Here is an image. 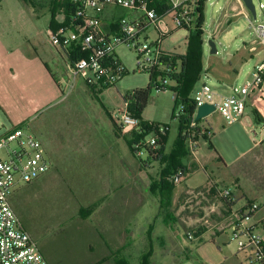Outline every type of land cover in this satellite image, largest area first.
<instances>
[{
    "label": "rangeland",
    "instance_id": "374dc122",
    "mask_svg": "<svg viewBox=\"0 0 264 264\" xmlns=\"http://www.w3.org/2000/svg\"><path fill=\"white\" fill-rule=\"evenodd\" d=\"M34 3L30 0H0V61L3 64L0 67V90L15 91L13 99L27 109L24 115L28 117L27 123L32 133L39 134L41 128L50 125L48 130L53 137L77 135L80 131L101 136L107 135L105 131H112L114 121L115 135L120 136L122 145H127V137L134 130L124 132L120 129L115 121L116 115L124 108L123 98L126 95L146 88L150 82V74L138 70L137 53L125 44L117 46L116 55L125 73L115 86L102 91L95 88V94L82 79L73 77L64 49L52 44L49 0H35ZM253 3L257 18L242 0L207 1L203 42L205 73H208L203 74L196 84L192 98L203 83L228 95L229 85L242 86L252 79L253 68L261 58L262 47L250 21L254 25L264 23V9L259 7L264 0H253ZM119 12L118 15L124 13L121 10ZM123 16L131 18V14L124 13ZM150 33L151 40L157 37L155 28H151ZM183 35V32L176 34L173 37L175 43L169 42L166 48L178 53L185 52L187 45L186 40L182 39ZM209 39L215 40L217 54H211L207 43ZM36 57H41L51 72H48L49 85L47 87L45 84L42 99L37 98L38 95L31 90L32 73L29 68ZM173 96L171 90L153 89L149 104L141 116L145 122L159 129L166 128L165 157L170 155L179 136V119L174 117L179 109H176ZM246 114L252 126L246 120L229 125L218 112L200 120L199 126L211 131V142L200 137L195 155L189 153V157L180 159L181 164L187 167L189 176L175 184L172 190L173 205H164V215L159 219L166 220L168 227L178 232L180 241L174 237H164L166 239L162 246L168 253L179 251V260L185 256L193 259L196 255V249L191 247L193 243L187 241L189 232L195 238L200 230L202 234L209 232L208 236L227 230L217 239L218 246L220 241L228 239L229 242V246L220 244L229 257L225 264H256L251 250H242L232 239L231 231L228 230L229 215H222V211L227 212L226 207L211 192L212 183L222 190H231L235 196L233 209L236 211L244 205L245 200L264 198V97L262 99L260 93L248 98ZM3 118L6 116L2 108L0 134L11 127H3ZM98 119L104 131L99 126L96 132L89 127L90 120ZM188 147L186 143L187 150ZM130 151L132 177L139 181L135 169L140 167L141 162L139 156ZM140 159L145 160V155L141 154ZM166 166L165 162L157 161L147 169L152 182L161 183ZM63 172L67 175L49 172L32 184H19L11 196L12 206L25 229L47 253L51 263L92 264L96 260L88 249L92 241L89 220L82 222L77 218L80 216L82 190L87 185L84 176L77 175L73 169L66 167ZM151 185H148L147 193L153 198L150 195L153 193ZM85 200H90V191L86 193ZM161 229L158 231L161 232ZM256 233L264 239V227L257 229ZM182 241L189 242V250L181 249ZM186 264L194 263L191 261Z\"/></svg>",
    "mask_w": 264,
    "mask_h": 264
},
{
    "label": "built area",
    "instance_id": "2783aa9c",
    "mask_svg": "<svg viewBox=\"0 0 264 264\" xmlns=\"http://www.w3.org/2000/svg\"><path fill=\"white\" fill-rule=\"evenodd\" d=\"M208 0L203 1L204 21L205 6ZM75 6V14L70 24L64 28L61 36L50 30L52 44L62 49L78 47L85 56L75 60L71 65L74 78L82 79L86 85L104 89L114 86L125 73V68L116 55V47L122 44L135 50L137 53L138 70L149 72L152 69H176L172 64L173 53L176 50L166 48L169 42L175 43L173 37L183 32V40L200 21L202 14V0H70ZM118 7L128 11L131 18L123 17L118 21L117 29L108 32L104 29L102 19L91 12H99L107 7ZM256 7V6H255ZM264 9V3H260ZM257 13V11H256ZM257 18V16H256ZM250 26L260 39L262 50L261 58L253 68L252 79L242 86L232 85L230 93L224 95L214 90L208 83H203L193 97L195 109L208 103L216 107L227 124L232 125L241 120L251 119L246 115L248 98L254 93H261L264 86V23ZM155 28L157 37L150 38V30ZM204 31V30H203ZM216 31V30H215ZM254 50V49H252ZM169 65H165V63ZM157 90L166 91L163 85L171 84L167 79H160ZM174 100L176 93H174ZM179 112L176 118L184 115V106L178 105ZM116 123L124 132L138 128L140 120L135 117L125 103L124 108L116 115ZM193 121L185 132L188 149L194 156L199 138H211V131L200 127ZM166 128H160L164 134ZM158 134L147 141H140L136 147L149 146L155 148ZM204 138V139H205ZM139 151L138 154H142ZM50 169V161L46 156L42 142L26 127H16L4 134H0V264H48L37 242L25 229L20 217L14 210L11 196L15 188L23 183L30 184L44 175ZM188 171L179 170L173 176L175 184L183 182ZM221 196L234 202L232 191L228 188L221 190ZM264 209L262 200L247 201L243 208L237 211H228V230L232 239L242 250H251L256 264H264V239L256 233L260 225L253 222L255 215ZM187 238L193 239L188 233ZM252 259V257L250 258ZM252 264H254L252 262Z\"/></svg>",
    "mask_w": 264,
    "mask_h": 264
},
{
    "label": "crops",
    "instance_id": "0c3cea01",
    "mask_svg": "<svg viewBox=\"0 0 264 264\" xmlns=\"http://www.w3.org/2000/svg\"><path fill=\"white\" fill-rule=\"evenodd\" d=\"M120 10L130 14L124 9L113 6L99 12H91V14L99 16L104 29L111 32L117 29L118 21L125 17L124 13L118 15ZM72 50L73 47L64 49L70 71L69 55ZM2 66L0 61V67ZM29 71L32 73L31 90L35 95H38L37 98L42 99L45 95V84L47 87L49 85L50 69L41 57H36L32 60ZM230 86L232 85H229L228 88ZM14 94L13 89L0 90V109H4L6 116L2 119L1 124L3 127L11 126L1 134L16 127L29 129L28 117L24 115L27 109L14 101ZM260 95L263 99L264 92H261ZM247 116L249 117V115ZM112 125V131H105L107 135L101 136L80 131L77 135L64 134L63 137H53L48 130L50 125L41 128L39 134L34 133L42 142L46 156L50 161V169L41 177L46 176L49 172L67 175L63 172L66 167L73 169L77 175L84 176L83 179L87 187L82 190L80 216L77 218L82 222L89 220L92 241L88 245V249L96 260L92 264L103 259L106 261L101 264H117L116 262L121 258L128 260L129 264H141L143 255L150 250L152 251L151 264H186L191 261L194 264H225L229 257L221 249L220 244L229 246V242L228 239L220 241L218 246L217 239L223 236L227 230L212 236H208L209 232L203 233L193 241L187 238V241L193 243L191 247L196 249L193 259L185 256L184 259L179 260V251L168 253L163 250L162 245L167 237H174L179 241L180 239L178 232L174 228L168 227L166 220L165 222L159 221L164 215L161 196L151 193L154 200L148 196L147 187L152 183V180L146 171L154 163L146 167L141 164L139 168L135 169L138 172L139 181L134 176L132 177L130 147L128 144H121L122 139L114 133V121H112ZM98 126L101 131H104L100 125V119L90 120L89 127L95 132ZM148 179L149 182H147ZM88 191H90L89 201L85 200ZM246 202L245 200L244 205ZM88 208L90 215L86 218ZM253 222L260 225V228L264 227V209L255 215ZM161 227L160 232L158 229ZM188 243L182 241L181 245L184 248L182 246L181 249H188ZM39 248L47 263L53 264L47 253L40 246ZM236 256L238 257V254ZM203 260L205 262H202Z\"/></svg>",
    "mask_w": 264,
    "mask_h": 264
},
{
    "label": "trees",
    "instance_id": "16d2710c",
    "mask_svg": "<svg viewBox=\"0 0 264 264\" xmlns=\"http://www.w3.org/2000/svg\"><path fill=\"white\" fill-rule=\"evenodd\" d=\"M29 2V0H25ZM203 1L202 0V14L200 17L199 24L192 30L189 31L188 36L186 37V45L187 49L185 54L182 53H173L172 64L165 63V65H169L170 69L172 66L177 67L176 69H172L168 71V68L162 69H152L148 73L150 74V82L146 88L137 89L131 92L129 95H126L124 99V103L128 104L129 111L140 120V124L138 128L134 130L127 137V142L129 144L130 149L139 156V160L141 164L146 167L154 162L161 161L167 164L166 168L163 171L161 183L158 184L156 182H152L151 190L154 194H158L162 198V208L169 207L173 205L172 199V190L175 187V183L173 182V176L179 171L184 170L187 171V167L181 164L180 159L186 156L189 157L190 151L186 149V138L185 132L190 127V124L194 121L193 112L195 109V102L193 100L192 93L195 89L196 84L202 78V75L205 74V66H204V42L203 35L204 31L201 28V25L204 21L203 14ZM32 4H35V0H30ZM49 10H50V30L56 34L57 36H61L64 28H66L74 14H75V6L71 4L70 0H49ZM118 24V23H117ZM85 56L80 49L76 46L73 47L71 54L69 55V61L71 65H74V62L77 58ZM167 79L171 84L163 85L166 90H171L173 93H176L175 105L176 109L178 105L184 106V115L179 119V136L176 139L172 151L168 157L164 156V148L167 141V131L165 130L164 134L159 133V128L157 126L145 122L141 116L149 104V100L151 97V93L153 89L157 90L159 85V80ZM115 86V85H114ZM91 90L96 94L97 90L94 87L88 86ZM111 87V86H110ZM108 87H105L106 89ZM102 91V89L100 90ZM176 111V110H175ZM174 117H176L174 113ZM197 128L195 130L199 131V121L196 122ZM165 128V127H164ZM121 129V128H120ZM153 133L158 134V138L156 140L155 148L144 146L143 148H138L136 145L140 141H147L152 136ZM150 135V136H149ZM205 138V136H203ZM207 139V138H205ZM210 140L211 139H207ZM142 154L145 155V160H141V154L138 152L142 151ZM211 192L216 194L217 197L221 199L224 203L227 212L222 211V215L225 217L228 216V211L232 209L235 205V202H229L228 199L222 197L221 188L212 183ZM233 198H235L234 194H231ZM164 203V204H163ZM88 215H90V209L87 210ZM201 230L195 234V238L191 241L196 240L201 236ZM194 237V236H193ZM200 241H203L200 239ZM152 256V251H148L143 255L141 264H151L150 259ZM105 262L106 259H103L95 264H101ZM117 264H129L126 259H119Z\"/></svg>",
    "mask_w": 264,
    "mask_h": 264
},
{
    "label": "water",
    "instance_id": "95a60500",
    "mask_svg": "<svg viewBox=\"0 0 264 264\" xmlns=\"http://www.w3.org/2000/svg\"><path fill=\"white\" fill-rule=\"evenodd\" d=\"M242 2L246 6V8L249 10V12L254 16V18H256L257 13H256V7L253 3V0H242ZM207 43H208V46L210 47L211 54H217L218 49H217V45H216L215 40L209 39ZM214 112H216L215 105L204 103V104L198 106L196 114L194 116V121L198 122V121L210 116Z\"/></svg>",
    "mask_w": 264,
    "mask_h": 264
}]
</instances>
